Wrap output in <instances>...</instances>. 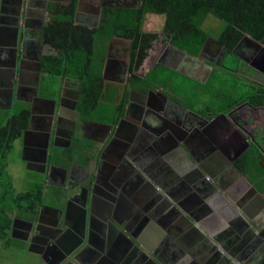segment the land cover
<instances>
[{
  "label": "flooded vegetation",
  "instance_id": "obj_1",
  "mask_svg": "<svg viewBox=\"0 0 264 264\" xmlns=\"http://www.w3.org/2000/svg\"><path fill=\"white\" fill-rule=\"evenodd\" d=\"M70 1L0 0V71L4 70L0 72V107H11L17 100L30 104L31 110L30 102L16 97L17 95L21 98L33 96L38 77L39 59L40 56L43 58L48 48L44 43V27L50 22L52 16L60 11L61 6ZM136 2L137 0H83L80 19L88 20L91 24L85 21L81 24L95 26L97 22L95 11L100 4L107 6H101L99 19L103 8L122 5L134 8L137 5ZM113 39H118V37L111 39L105 57L102 74L104 90L114 93L116 103L127 92L124 113L132 100L130 105L132 122L123 127L121 125L117 131L118 123L123 116L116 123L83 117L78 109L81 96V82L78 79H62L57 96L43 95L40 86L41 61L38 96L45 99L49 105L39 109L41 102L35 101L33 114L38 116L34 123L35 128L32 129L33 133L27 134L25 146L23 141L27 126L17 144V150L20 151L22 158L23 148H26L25 158L28 161H23V163L27 172L35 178L44 176L49 186L48 190L52 193L51 201L54 203H47L52 207L50 209L42 210L40 207L36 214L24 211L16 214L10 227V236L19 242L21 247L26 245L30 252L39 255L46 264L60 262L68 251L78 245V249L83 251L80 259L86 264H152L148 262L149 255L151 257L154 255L156 259H159L160 264H232L220 260L224 257L225 249L222 248L221 251L215 252L216 247L209 240L196 237L195 241H189L187 237L183 238L185 232L192 230V227L181 224L176 209L166 202L167 199L173 202V199L178 197L180 201L185 200L189 210L195 213L200 203H204L205 215H201L203 219L211 217L214 213L228 221L229 227L227 228L218 229V223H215L213 228L215 233L217 231V237L220 236L221 240H224L221 243L228 245L227 242L234 240L235 246L230 249L228 245V248L234 252L243 251L244 254L249 251L250 255L247 256L246 264H264V250L250 248L247 239L242 237L245 229L249 231L248 226L243 222L245 214L250 213L255 216L258 212V215L264 218V194L262 196L256 194L253 189L245 185L242 175L226 172L228 167L224 166L227 165L228 159L230 160L232 156L245 148L247 150L241 156L254 146L258 147L264 155V133L261 138L258 130L251 129L252 124L245 118L247 114L244 115L241 112L243 109L237 111L238 114L229 121L220 120L216 124L218 126L216 130L211 124L214 117L209 115H204L206 118L198 116L197 120H184L187 129H182L192 131L186 132L181 128L177 129L174 125H168L160 107L165 105V110L175 112L174 114L169 113L180 122L182 115L177 111L178 105L173 101L165 104L163 99L165 100L167 96H163L159 90L155 89L156 91L150 93V90L154 88L153 85L135 84L131 81L130 77L134 68L130 54V42L127 39L128 46H124L122 52L114 57L110 55ZM162 39L165 38L162 37ZM215 41L209 40L210 43L205 44L200 58L202 62L197 65V68L193 67L188 60H182L176 47L170 46L169 41L168 43L164 41L166 47H162L164 50L160 52V56L154 60V63L167 68H181L179 70L187 71L189 74L192 72L191 75L200 77L204 82L206 81L204 75L208 70L212 73L213 70L227 68L226 64L229 61V59L227 62L224 60L228 57L227 49L225 52L218 49L216 46L219 43ZM249 46L252 49L244 54L243 59L246 60L244 64L257 70L263 69L257 60L259 57L264 58V51L256 50L252 44ZM198 56L199 54L195 57ZM256 58L258 59L255 61ZM12 68L14 71L11 78L9 72ZM140 68L134 72L145 78L147 72ZM241 75L264 83L258 77L247 76L243 73ZM73 80L77 82L76 87L68 86V82ZM145 93L149 95L146 97ZM150 117L155 120L149 119ZM48 123H50L49 127ZM167 128L172 132H166ZM207 128H211L210 130L215 134L218 133L221 141L223 137L220 135V129L224 128L227 132L229 130L230 134L226 135L224 140L228 139L226 142L230 147L226 148L224 143L215 147L211 137L205 141L206 147L202 148L195 144L196 137L199 136L198 131L202 129L206 133ZM179 137H182L183 141H177ZM184 140L190 144V151L197 155L199 153L200 156L203 155L200 150L211 148V144L215 147L210 150L215 157L210 159V167L217 171V166H224L220 173L226 172V174L219 180L234 194L235 201H230L225 191H223L224 196L228 197V200H225L221 194H217L215 189L206 188L200 191L196 188L199 180L193 183L188 179H181L182 181L176 185L163 188V182L157 180V166L161 162L165 166L170 164L166 159L169 154H175L178 156L177 159H181L182 149L178 145L183 144ZM172 144L173 149L170 152L169 147ZM45 149H47L46 163L44 162ZM62 149H68V152L65 153ZM71 149L74 150L69 151ZM184 161L189 162L185 158ZM196 165L198 164L193 163L191 169L185 167L183 169L188 170L189 174H195ZM211 172L214 171L211 170ZM244 173L246 174L245 171ZM204 180L206 179L203 178ZM203 181L200 185L204 188ZM207 189L208 193L203 195ZM61 198L60 206L58 201ZM203 199L205 202L202 201ZM250 200L255 201L252 203ZM226 206L228 209L222 211ZM62 210H65L64 214L67 216V227L63 226L62 222L57 224L59 228H54L53 225L58 222ZM116 219L123 225L119 227V230L114 227ZM51 236L62 239V247L50 243ZM210 238L212 239V236L209 234L207 239ZM252 238L255 244L259 242L264 244V232L258 231V235H253ZM136 239L145 244L146 248L142 246L144 253L136 252L134 245ZM88 242L94 250L87 251ZM195 257L198 258L195 259ZM253 257L256 259H252ZM68 260L65 259L64 263Z\"/></svg>",
  "mask_w": 264,
  "mask_h": 264
},
{
  "label": "trees",
  "instance_id": "obj_2",
  "mask_svg": "<svg viewBox=\"0 0 264 264\" xmlns=\"http://www.w3.org/2000/svg\"><path fill=\"white\" fill-rule=\"evenodd\" d=\"M76 10L77 0H71L61 6L44 27V43L48 48L42 58L41 93L57 96L62 79H78L81 115L109 123H116L123 116L127 102L126 92L116 103L114 93L104 90L102 80L107 50L116 33L125 34L130 42L134 71L143 65L156 42L169 41L176 48L197 56L210 37L203 27L209 15L225 24L216 36L218 43L228 51L235 50L246 35L264 45V0H141L138 8H103L95 26L76 22ZM151 16L162 18L161 32L144 28L147 17ZM227 69L224 70L233 80L227 83L217 77L215 85L218 86L213 85V80L204 84L187 77H182L179 83L178 73L164 66H156L145 78L133 71L130 78L135 84L170 87L172 92L184 82L186 85L181 88L187 89L188 95L185 102L194 106L205 100V107L199 109L205 116L229 113L245 102L263 107L264 83ZM215 73L219 74L218 70ZM29 120L28 103L16 100L11 107H0V242L8 248L19 246L10 236L16 214L21 211L36 214L43 204L54 203L44 176L35 178L28 172L32 181L30 187L17 192L8 172L10 157L17 150ZM62 151L66 153L68 149ZM238 165L264 190V155L258 147H251L239 158ZM61 200L58 201L60 206Z\"/></svg>",
  "mask_w": 264,
  "mask_h": 264
},
{
  "label": "water",
  "instance_id": "obj_3",
  "mask_svg": "<svg viewBox=\"0 0 264 264\" xmlns=\"http://www.w3.org/2000/svg\"><path fill=\"white\" fill-rule=\"evenodd\" d=\"M136 3H137V5L135 7H140L141 0H137ZM101 6H107V5L106 4H100L97 7V10L95 11L96 21L97 22L94 25H97L98 22H99V14H100V8H101ZM82 7H83V0H78L77 1V10H76V14H75V21L78 22V23H83V21H85L86 23L91 24L88 20H82V19H80L81 13L83 11ZM118 7H127V8H129L128 5H122V6H118ZM132 8H133V6H132ZM247 36H249V35H246L244 39H246ZM243 41L244 40H242V42ZM258 44L262 45V47L264 49V45L263 44H261L260 42H258ZM203 49H204V47L201 49L199 55L201 54V52L203 51ZM41 61H42V57L40 56L39 66H38L39 67L38 68V77L36 79V85H35V88H34L33 96L30 97V98L29 97L21 98V97H19L17 95V97H16L17 99L25 100V101H28V102L31 103V110H30L31 111V116H30L28 128L24 132V141H23V144L25 146H26V143H27V141L25 139L28 136L27 134L33 133L32 132V129L35 128L34 127V123H35V116L34 115L35 114H33L34 113V110H35L34 109L35 108V106H34L35 105V101H41V100L46 101L42 97H39L38 96V86H39V77H40V70H41ZM2 71H4V70L1 69L0 72H2ZM5 71L8 73L7 70H5ZM13 71H14V69L12 68L10 70V72H9V75L11 76V78H12V75H13ZM152 92H154V89H151L150 90V93H152ZM18 93H19V91L17 89V94ZM160 93L163 94V96H167V95H165L162 92H160ZM148 95H149V93H145V96L146 97ZM10 103H11V101H10ZM131 103H132V100H130V104L127 106L126 111H125L123 117L121 118V120L118 123L117 131L119 130V128H120L121 125L123 127V126L129 124V122L130 123L132 122V119L133 118H132L131 113H130V109L132 108L130 106ZM52 108L54 110V106ZM187 109L190 110V111H192L189 108H187ZM192 112H194L196 115L200 116L201 118H206L203 114H199V113H197L195 111H192ZM228 114H230V113H226V112L219 113L218 115H216V117L213 118V121H212L211 124H213V125H214V123L217 124L220 120L229 121ZM97 125H99V123ZM47 126L49 127L50 126V123H48ZM116 132H115V134H116ZM175 132L177 133V131H175ZM216 137L219 139V134L218 133H216ZM169 139H171V138H169ZM179 140H182L183 141V138L182 137H179L177 141H179ZM218 144H219V142H218ZM178 146H180V148L182 149V152L180 154V155H182L181 159H177L178 156L175 155V154H169L171 156L170 157H169V155L166 156V159L169 160L170 164L168 163L166 165H168L169 168H174V169L179 168L178 169V173L181 175V178L188 179V180H191V181L194 182V181L198 180L201 177H206L207 174H209L212 178L210 177V179H211L210 181L204 182L205 183L204 185L206 186V188L210 189V188L213 187V189H215V192L217 194H221L222 196H224V192L223 191H225L226 194L228 195L230 201L231 200L232 201H235L236 198L234 197V194L231 193V191L228 190L224 185H222L220 183V180H219L222 176H224L226 174V172L230 171V173L234 172L235 174L242 175L244 177V180H245V185L248 186V187H250V189H253L255 193H258L259 195H262V192L258 189V187L256 185H254L249 180V178L246 176V174L243 171H241L239 169V167L235 163L236 160L247 150L246 148L245 149H242L241 151H239V153H237L236 155L232 156L230 160L228 159L227 165H224V166H227L228 168L226 169L227 171L225 173H223V174L220 173L221 172L220 169H222L224 166H219V168L217 167V171L211 172V171H208L206 169V167H205L204 164H201V167L199 166L200 164L199 165H196L195 166V168H196L195 174H189V173H187L188 170H186V169H191V166H193V163L194 164H197V162L200 161V158L198 156H195L194 152L190 151L191 150V146H190V144H188L187 141L184 140L183 144H180ZM210 147H211V149L212 148L215 149V147H213L212 145ZM169 149H170V152H171V150L173 149V144H172L171 147H169ZM23 151H24V153L22 154V159H23V161H28L25 158V153H26V148L25 147L23 148ZM45 151H46V153H45L44 162L46 163V159H47V149H45ZM209 153H210V151H207L206 150L205 155H209ZM184 158L187 159V160H189V162H185L184 161ZM183 167H185L186 169H183ZM184 170H186V172ZM183 182H184V184H186V182L184 180H183ZM48 184H49V182H48ZM163 188H166V186H163ZM208 189H207V191L203 192V195H205L206 192L208 193ZM171 196L172 195H170V197ZM228 197L224 196L225 200H228ZM177 198H174L173 199L174 200L173 202H175L176 204H174L169 199H167L166 202H167L168 205H172L174 207V209H176L177 214H178L177 217H178L179 220H181V224H185L186 226L188 225L187 227H189V226L192 227V230H190L189 232L186 231L185 234L182 233V234H184V237L183 238H186L187 237L188 238L187 240H189V241L190 240L195 241L196 237L197 238L200 237L201 240H209L210 242H212L214 244V247H216V248H214V251L215 252L216 251H221L222 248L225 249V252L223 253L224 254V257L220 259V260H222V262H231L232 264H234L236 262H241L240 264H246V261H247V258H248L247 256L250 255L249 254V251H248V253L244 254L243 251H241V252L240 251L239 252L235 251L234 252L233 250H229V248L226 247L227 245H225L226 243H221L224 240H221V237L220 236L217 237V235H216L217 231L215 233V230H213V228L215 227V223H218V225H217V228L218 229H220V228L222 229L223 227L224 228L229 227L228 226V221H226L225 219H223L222 217H220L218 214H214V213L211 215V217H208V218H204L203 219V217L201 218V215L202 214L205 215L204 214L205 213V211H204V209H205L204 203H202V202L200 203V205H199L200 207L197 210V212L199 211V213H197V212L195 213V212H192L191 210H189V208L187 206L188 203H185V200L180 201ZM202 201L205 202L204 199ZM50 208H52V207L49 206V205H47V204H43L41 206V209L42 210H44V209H50ZM60 213L61 214L59 216L58 222L53 225L54 228L57 227V224L62 223V222H63V226H66L67 227V224H66L67 223V216L64 214L65 213V210L60 211ZM214 219H216V220L214 221ZM91 220H92V218H91ZM96 221H97V219H96ZM243 222L246 223L245 225L248 226L247 229H249V231H245L246 229L245 230L243 229L244 231H243L242 237L244 239L245 238L247 239V240L246 239L245 240L248 241V245L250 246V248H252V247L253 248H257V250L259 248L260 251L264 250V244H261L260 242L258 244H255V242H253V240H252L253 239L252 238L253 235L254 236L258 235V231H261V233L264 232V218H261L258 215V212H257V214H255V216L252 215V214H250V213H247V214H245V218L243 216ZM114 225H115L114 227L116 229H118V230H119V227H122L123 226V225H121V223L117 219H116ZM57 228H59V227H57ZM194 230H196V231H194ZM251 231H252V234H251ZM209 234H210V236H212V239L211 238L210 239H207V236ZM248 235H249V238H247ZM14 237H16V236H14ZM205 237H206V239H205ZM242 237H241V239H243ZM49 241L53 245H59L60 247H62L61 246V244L63 242L62 239L59 240V239H56V237L51 236ZM217 242H219L220 244H218ZM138 244L141 245V246H139ZM223 244H224V246H223ZM227 244L229 245V247L231 249V248H233L235 246V241L234 240H231V241L227 242ZM134 245H135L136 252L139 251V252L144 253L143 247L146 248V246H145V244L142 241H139V239L138 240L136 239V243L134 242ZM217 245H218V247H217ZM219 245H221V247ZM78 247H79V245H78ZM78 247L76 246L71 251H68L67 254L60 260V262H58L56 264H63L64 261H65V259L68 260L69 258H71V260H68L64 264H86L85 262H82L81 259H80V256L83 253V251L82 250H79ZM86 247L88 248V249L86 248L87 251L94 250V247L91 246V243L90 242H88V244H87ZM196 250H198V249H196ZM145 253H149V252H146L145 251ZM149 254H151V253H149ZM149 256L153 260L152 262L154 264H156V263H159L160 264V260L159 259H156V257L154 255L152 257H151V255H149ZM250 257H252V256H250ZM254 258L256 259V257H253L252 259H254Z\"/></svg>",
  "mask_w": 264,
  "mask_h": 264
},
{
  "label": "crops",
  "instance_id": "obj_4",
  "mask_svg": "<svg viewBox=\"0 0 264 264\" xmlns=\"http://www.w3.org/2000/svg\"><path fill=\"white\" fill-rule=\"evenodd\" d=\"M162 21V20H161ZM151 32H159V31H157V30H151ZM220 32L221 31H219V33L218 34H220ZM217 34V35H218ZM209 40H211V41H213V40H216L217 42H218V40H217V36L215 35V36H212V35H210V37L208 38V41H207V43H210L209 42ZM215 41V42H216ZM162 42V41H161ZM216 42V43H217ZM158 43H160V42H156L154 45H153V48L149 51V55H148V57L150 56V55H152L151 53L155 50L156 51V49H158V47H155L156 45H159ZM167 43H168V41H167ZM206 43V44H207ZM218 44V43H217ZM250 44H252V46L253 47H255L256 48V50H258V49H262V51H264V49H263V47H262V45H260V44H258L257 42H255V40H253L250 36H247L246 37V39H244V41L239 45V47L238 48H236L235 50H233V51H228V50H226V48H224V47H221L219 44H218V46H216V47H218V49H222V51L223 52H225V50L227 51L226 52V54H227V56L229 57V56H233L234 58L232 59V60H229L227 63H232V61L234 60V61H237V62H234V64H235V66H236V68H229L230 69V71H236L237 73H239V74H246L247 76L249 75V74H247V73H245V68H246V65L244 64V61H246V60H244L243 59V56H244V54L246 53V51H248L249 49H252V47L251 46H249ZM169 45H170V43H169ZM164 46H166V45H163V47ZM170 46H172V44L170 45ZM173 47V46H172ZM173 48H175V47H173ZM205 48V47H204ZM164 50V48H159L158 49V52H159V56H160V52H162ZM176 50L178 51V53H179V55L181 56V59L182 60H188L189 61V63H191V65L193 66V67H195V68H197L198 66V64H200L202 61H201V54L198 56V57H195V56H192V55H190V54H188L185 50H181V49H177L176 48ZM204 50V49H203ZM203 52V51H202ZM201 52V53H202ZM225 53H224V55H226ZM153 56H154V54H153ZM148 57H147V59H148ZM225 57V56H224ZM223 57V58H224ZM158 58V57H157ZM260 58V57H259ZM238 59H239V63H238ZM258 58H256L255 59V61L257 60ZM263 60L264 59H262L261 60V63L263 62ZM153 63H154V61H153ZM151 64L150 65V67L149 68H147L146 69V72H149V71H151L153 68H155L156 66H161L160 64H156V63H154V64ZM260 63V64H261ZM209 66V65H208ZM264 66V65H263ZM178 68V67H177ZM214 68V67H213ZM171 69H173V70H175V72L176 73H178L177 75L178 76H181V77H187V78H189V79H192V80H194V81H197V82H202V83H208V82H210V81H212L213 80V85L214 86H218V85H215V84H217L216 83V81H215V78H216V76H219V79L220 78H223L227 83L228 82H231L233 79H232V76L231 75H229L228 74V72H226V70H224V69H227V68H223L222 70H218V72H219V74H217L216 75V73H215V71L213 70V72L211 73L210 72V70H208L207 71V73L204 75V80H206V81H202L201 80V78L200 77H198V76H196V75H191L192 74V72H190V74L187 72V71H183V70H179V69H181V68H179V69H175V68H171ZM210 69V68H209ZM207 70V69H206ZM228 70V69H227ZM198 71H200V70H198ZM194 76V77H193ZM196 76V77H195ZM226 83H224V88H226ZM154 89V91H160V92H162V93H164L165 95H167V97L165 98V100L163 99V101L165 102V104L167 103H171L172 101L175 103V104H177L178 106H177V111H179L180 113H181V115H182V121L180 120V122H178L177 120H175L173 117H172V115H170V113H175V112H172V111H169V110H165V108H166V106L164 105V106H161L160 108L162 109V112H164V118H166V121H167V124L168 125H174V126H176V128H185V129H187V127H186V125H184V120H193V119H195V120H197V119H199V117H198V115H196L194 112H192V111H195V112H197V113H199V114H202V113H200L199 112V109H201V108H203V107H205V103H204V106H201L202 105V102L200 101V102H198L196 105H194V106H190V105H187V101L185 102V100H184V98H187L188 97V95H185L184 96V98L183 99H181V98H177V96L176 95H174L173 93H172V89L170 88V87H164V86H157V87H154L153 88ZM156 89V90H155ZM227 89V88H226ZM167 100V101H166ZM164 102H163V104H164ZM177 102V103H176ZM187 108H189V109H191L192 111H190V110H188ZM244 108H246V109H249V110H251L252 112H254V111H259L261 108L262 109H264V107H257V106H254V105H252L251 103H249V102H245V103H243V104H240L239 106H237V107H235L234 109H232L229 113L230 114H228V118L229 119H231V118H233V116L234 115H237L238 114V112L237 111H239L240 109H244ZM166 112V113H165ZM170 112V113H169ZM235 112H237L236 114H235ZM258 113H260V112H257V114ZM167 114H168V116H167ZM212 117H216V116H212ZM261 117H263V116H261ZM149 119H151V120H155L154 118H152V117H150ZM153 124H155V123H153ZM213 127L215 128V130L218 128V126H216V123H214V125H213ZM169 128V127H168ZM166 129V132H169V133H171L172 131H171V129ZM189 131H192L191 129H188ZM187 130V131H188ZM199 130V129H198ZM197 130V131H198ZM202 130V129H201ZM198 131L199 132V136H197L196 138V141L194 142L195 144H198L199 146H201L202 148L203 147H206L205 146V141H207V140H209V136L202 130V131ZM186 131V130H185ZM186 131V132H187ZM220 135L223 137V143L225 142L226 143V141L228 140V139H225L224 140V138L226 137V135H229L230 133H228L229 132V130H228V132L227 131H225L224 130V128H221L220 129ZM196 132V131H195ZM157 132H155V134H156ZM197 133V132H196ZM157 135V134H156ZM170 137H171V135H170ZM203 142V143H202ZM213 142V141H212ZM203 144V145H202ZM213 144H214V142H213ZM227 144V143H226ZM206 150L207 151H210L211 150V148H206V149H202V150H200V153H201V151H202V156H200L199 155V153H198V155L197 154H195V156H198L199 158H200V161H198L197 162V164L201 167V164H204L205 165V167H206V169L208 170V171H211V170H213V171H215L214 169H211V167H210V159H213V158H215L214 157V155L213 154H211V153H209V155H205V153H206ZM204 151V152H203ZM198 152V151H197ZM211 156H212V158H211ZM222 157H225V156H222ZM218 168H219V166H217ZM217 167H216V170H217ZM221 170V169H220ZM157 180H159L160 182H163V186H166V187H172V185H176L178 182H180V181H182L181 179H184V178H179V179H176L175 177H174V175H172V173H174V174H176V175H179V176H181L179 173H178V171L176 170V169H174V168H169V166L167 165V166H165L162 162L161 163H159L158 164V166H157ZM170 172H172V173H170ZM225 172V171H224ZM207 176H210L209 174H207ZM246 176L249 178V180L254 184V185H256L257 187H258V189L262 192V194H264V191L260 188L261 186L260 185H258V182H256V181H253V179L249 176V174H247L246 173ZM262 185H264V183H262ZM256 194H258V193H256ZM262 196V195H261ZM264 196V195H263ZM255 201V200H254ZM253 200H250V202H254ZM228 207V206H227ZM225 208V207H224ZM196 258H198V257H195V259Z\"/></svg>",
  "mask_w": 264,
  "mask_h": 264
},
{
  "label": "rangeland",
  "instance_id": "obj_5",
  "mask_svg": "<svg viewBox=\"0 0 264 264\" xmlns=\"http://www.w3.org/2000/svg\"><path fill=\"white\" fill-rule=\"evenodd\" d=\"M1 6V4H0ZM160 20H162L161 17L159 16H151L147 17V20L145 21V29L147 31H151V30H157L160 31L162 29V23L160 22ZM225 26V24L213 17L212 15H209L207 17V19L205 20L203 27L204 29L212 36H215L219 33V31H221L223 29V27ZM118 37V39H113L112 43H111V51H110V55L112 56H117L119 55V52H122V49L124 48V46H128V40L125 34H115L114 38ZM159 45H156L155 47L161 48L164 45V41L158 43ZM166 47V46H164ZM158 49H156V51L154 50L148 57V59L146 58V60L143 63L142 69L143 71H145L147 68L150 67V65L153 63V61L159 57V52ZM154 54V56H153ZM234 57L233 56H229V57H225L224 60L227 62V60H232ZM264 58H259L257 61L259 63H261V60ZM227 68H235V64L233 63H227ZM264 60L263 62L259 65L261 66L260 70H257L255 68H250L247 67L244 69L245 72H247L249 74V76H254V77H258V79H262L264 81ZM263 70V71H262ZM219 78V76H216V78ZM215 78V79H216ZM179 83L180 80L182 79L181 76L177 77ZM216 81V80H215ZM216 83L218 84V82L216 81ZM77 82L76 81H69L68 82V86L71 87H76ZM186 85L184 82L178 86L172 93L175 94L177 96V98H184L185 95H187V89H182L181 86ZM202 105L204 106L205 100H202ZM1 103V101H0ZM244 115L247 114V116H245V118L247 119V121H249L252 125H250L251 129L255 131L258 130V132H260V137L262 138L263 133H264V109H260L259 111H254V113L249 110L244 108L241 111ZM257 112H260L257 114ZM237 112H235L236 114ZM263 116V117H261ZM262 118V119H260ZM211 128H207L206 134L211 137L213 139V142L215 143V147L219 146V144H223V141L219 140L216 137L215 132L210 130ZM184 130L185 129H182ZM257 134V133H256ZM170 135H173L170 134ZM212 142V143H213ZM226 145V144H225ZM230 147L229 144L226 145V148ZM242 157V156H241ZM239 157V158H241ZM239 158L236 160V165L239 167L238 165V160ZM10 165H9V170L8 172L11 174L12 180H13V185L14 188L17 192H23L25 190H27L32 181L30 179V177L28 176V172L26 170V167L23 163V160L20 156V151L19 150H15V152L11 155L10 157ZM239 169L241 171H243L240 167ZM244 172V171H243ZM207 177V176H206ZM207 178L206 180L203 181L204 182H208L210 181V177ZM205 184V183H204ZM204 190H206V186L203 188ZM264 191V190H263ZM0 264H46V262L36 253L30 252L28 248H26V245H24L21 248V245L19 246H12V247H4V245L0 242Z\"/></svg>",
  "mask_w": 264,
  "mask_h": 264
},
{
  "label": "bare ground",
  "instance_id": "obj_6",
  "mask_svg": "<svg viewBox=\"0 0 264 264\" xmlns=\"http://www.w3.org/2000/svg\"><path fill=\"white\" fill-rule=\"evenodd\" d=\"M167 101V100H166ZM41 103H40V106L38 107L39 109H41V107L42 106H47V105H49L46 101H43V100H41L40 101ZM37 108V107H36ZM37 108V109H38ZM35 116V120H36V117H37V115L35 114L34 115ZM139 120V119H138ZM142 126V125H141ZM52 129V128H51ZM178 129V128H177ZM130 132V131H129ZM134 132V131H133ZM131 138V137H130ZM242 138V137H241ZM31 140V139H30ZM125 140V139H124ZM242 140V139H241ZM33 142V141H32ZM203 143V142H202ZM227 143V142H226ZM225 142H224V144H226ZM34 144V143H33ZM211 144V143H210ZM227 144H229V143H227ZM226 144V145H227ZM203 145V144H202ZM212 145V144H211ZM225 145V146H226ZM238 146V145H237ZM224 150V149H223ZM222 150V151H223ZM233 153V152H232ZM228 156V155H227ZM125 158V157H124ZM221 159V158H220ZM220 159H218V161H220ZM224 165V164H223ZM170 173H172V172H170ZM223 173V172H222ZM172 175H174V177L176 178V179H179V178H181L179 175H176V174H174V173H172ZM203 178L204 179H207V178H209L208 176L207 177H201V178H199L198 180H199V182H198V184L196 183V181H191V180H188L189 182H193V183H196V188L197 189H199L200 191H204V189H203V187L200 185L201 184V182L203 181ZM193 187V186H192ZM192 187H191V189H192ZM194 188V187H193ZM211 190H213V187L212 188H210ZM194 192V191H193ZM206 194V193H205ZM225 209H228L227 208V206L225 207V208H223L222 209V211H224ZM219 212V211H218ZM226 218V217H225ZM14 224V223H13ZM33 228V227H32ZM14 232V231H13ZM226 245V244H225ZM223 246H224V244H223ZM227 247H228V245H227ZM216 257V256H215ZM153 260L152 259H150V258H148V262H150V263H152V264H154L153 262H152ZM91 264V263H90ZM140 264V263H139ZM157 264V263H156Z\"/></svg>",
  "mask_w": 264,
  "mask_h": 264
}]
</instances>
